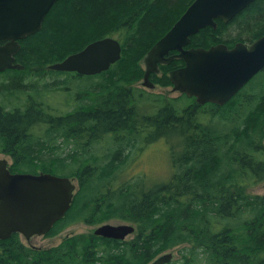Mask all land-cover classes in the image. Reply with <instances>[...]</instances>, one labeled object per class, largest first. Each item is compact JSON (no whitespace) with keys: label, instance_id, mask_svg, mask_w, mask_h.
I'll return each instance as SVG.
<instances>
[{"label":"trees","instance_id":"trees-1","mask_svg":"<svg viewBox=\"0 0 264 264\" xmlns=\"http://www.w3.org/2000/svg\"><path fill=\"white\" fill-rule=\"evenodd\" d=\"M193 1L58 0L41 29L18 41L15 62L23 69L0 73L5 77L0 95L13 89L44 93L46 87L37 85L46 82L47 75H65L64 86L83 79L88 88H78L77 105L64 114L41 105L11 111L0 103V154L12 159L9 171L78 181L72 205L58 222H132L136 232L128 242L104 240V247L92 237L82 241L81 235L46 250L0 241V264H89L92 258V264H148L181 244L188 248L179 264H264V196L245 192L264 182V68L246 89L251 96L241 93L235 108L230 110L228 104L219 110L218 114L226 113V124L232 122L224 127L227 130L212 127L204 113H180L171 109L169 100L153 101L130 88L142 74L134 61ZM248 11L264 16V0H255L244 14ZM172 14L177 17L171 26L142 50ZM216 24L215 29L199 31L207 34L208 46L214 44L212 34L224 25L220 20ZM119 34L125 35L121 58L101 75L47 69L92 41ZM153 106L160 108L151 111ZM167 136L177 139L169 141ZM144 137L178 147L169 156L168 177L157 183L134 182L131 177L118 181L131 162L129 153ZM58 139L62 146L56 144ZM107 139L103 153H90Z\"/></svg>","mask_w":264,"mask_h":264},{"label":"water","instance_id":"water-1","mask_svg":"<svg viewBox=\"0 0 264 264\" xmlns=\"http://www.w3.org/2000/svg\"><path fill=\"white\" fill-rule=\"evenodd\" d=\"M58 0H0V73L21 70L15 62L19 40L41 29L45 15ZM254 0H194L146 53L144 82L158 72L159 65L168 64L170 51H180L185 66L169 73L176 89L194 95L200 103L222 104L264 68V35L249 45L236 43L231 49L223 44L183 50L190 37L201 29H215L216 20L229 22ZM122 46L113 37L90 42L61 62L48 65V70L97 75L107 71L121 58ZM263 146H264V126ZM78 190L73 178L50 173H11L8 160L0 158V240L13 232L27 238L46 233L63 219ZM134 233L128 224H104L95 235L123 241ZM171 253L158 256L149 264H166Z\"/></svg>","mask_w":264,"mask_h":264},{"label":"rangeland","instance_id":"rangeland-1","mask_svg":"<svg viewBox=\"0 0 264 264\" xmlns=\"http://www.w3.org/2000/svg\"><path fill=\"white\" fill-rule=\"evenodd\" d=\"M253 3L250 4L251 6L250 5L247 6L244 10L238 13L230 22L223 23L224 25L221 28H219L217 32L212 34L211 36L212 38L210 39L214 42V44L215 43H225V44L230 45V43L235 44L237 42H240V43H245L246 45H249L253 41H255L258 37H260L259 35L262 32H264V16L262 15L259 16V14L256 13V11H251V12L248 11L244 14L245 10L252 8ZM176 15L177 14L175 15L172 14L169 21L168 22L166 21L164 25L157 32L152 34V37L149 40H147L145 44H143L142 50L147 51L149 47L153 44V42L157 38L162 36L167 26L169 27L171 22L174 21V19L177 17ZM249 33L252 34V36L248 40L247 37ZM206 36L207 34L205 32L198 33L191 38L190 44L193 47H197V46L208 47L206 43L207 42ZM124 37H125L124 34H119L115 38L119 42H121L124 40ZM144 46H147V47L144 48ZM126 49H129V47H127L125 44V50ZM146 53L143 56L142 55L138 56L136 61L133 60L135 64L140 67L142 74L140 75L139 78H136L131 85L133 87L143 89L144 92L147 94L152 93L155 95V94L164 93L166 96H172V97L177 96L176 93H172V92L169 93L170 88L168 86V79H167L168 70L170 69L169 66H165V65L159 66L160 71L158 74L162 76H160L159 78L158 77L156 78V84L158 85V87L154 89H148V88L142 87L141 81H143L142 77H143V69H144L143 59ZM119 76L120 75L118 74L117 77ZM62 77L63 78H60L57 80L62 81L64 78H66L65 75H62ZM4 78H5L4 75L3 76L0 75V81ZM77 81L78 82L70 81L66 83V86H64L65 88L61 85L48 87L47 86L48 82L46 81L47 82L46 83L45 81H43L41 82L40 85H37V86H40V89H42V86H45L46 89L44 90V93H38V94H35L32 91H29L27 93L20 92V91H26L25 89L20 90V91L19 89H13L12 93H6L3 95H0V103L1 104L5 103L6 105L9 102H12V107L17 106L19 108H25L27 107L26 105L28 104V102L30 100H33L37 103V105L39 104L42 106L43 104L45 106H48V108L49 107L52 108L55 113L57 112L56 111L57 107L60 109V111H58L60 114L62 112L66 113L70 110H73L78 103L76 99L78 88L79 87L88 88V85L86 86L85 80L81 79L80 81L79 80ZM63 88L65 90H63ZM224 113L225 112H222L216 116H211L209 114H206L208 115V117L205 116L204 121L208 122V118L210 117L211 118L210 125H212V127L214 126L217 129L227 130L228 128L225 129L224 127L231 126L232 122L231 124L225 123L226 119L224 115L226 113L225 114ZM42 132L43 131H38V133H42ZM167 139L169 141H176L175 139L177 138L176 136H173V137L167 136ZM107 142H108V139L102 142V144L100 145H94L93 148L90 150V153L95 154V155L103 153L105 148L108 147ZM56 144L62 146V140L58 139ZM138 146L139 147L141 146L140 149H138ZM177 150H178V147L174 145V147L171 149V147L168 144H165L162 139L156 140V138H154L152 142L151 140H149L148 137H144V139L135 146V149L132 150V153H129V160L131 162L122 171V174H121L122 177L117 178L118 181H123L122 179L123 177L124 178L131 177L132 179H134V182L135 181L143 182L144 180L150 183L161 182L163 179H166L169 175V165H170L169 156L171 155V152H174ZM67 151L68 149L63 150L62 156H65ZM0 158H6L8 160V163H11V158L8 155L0 154ZM74 182L79 187L78 181L76 179H74ZM245 192H249L251 195L255 194L257 196H264V182L254 184L251 187H247V190ZM101 222L102 223H112V224L122 223V221H102V220ZM92 223L93 222H88L86 223V225L85 224H74L68 229L64 230L58 236L55 235L53 237H50V236L49 237H36L29 244L23 241L24 246L29 248V246L32 245V246L40 247L41 250L55 248L62 243L61 240H63L67 234H69L70 236L81 235L82 241L87 240L89 235L93 236V234H90L91 230H93V228L97 226V225H93ZM123 223L133 225L132 222H123ZM134 235L135 234L128 236L126 238V241L128 242V240H131L134 237ZM185 247L188 248V245L186 244L178 245L174 248L163 251L162 253L158 254L156 258L162 254L171 253L172 259L170 262L172 264H179L180 262L182 263L183 262L182 254L185 253V251H183ZM93 260L94 259L92 258L89 261V264H92L94 262Z\"/></svg>","mask_w":264,"mask_h":264},{"label":"flooded vegetation","instance_id":"flooded-vegetation-1","mask_svg":"<svg viewBox=\"0 0 264 264\" xmlns=\"http://www.w3.org/2000/svg\"><path fill=\"white\" fill-rule=\"evenodd\" d=\"M255 1V0H254ZM253 1V2H254ZM252 2V3H253ZM233 19V18H232ZM217 20H220V19H217ZM222 23H224L222 20H220ZM231 21V20H230ZM229 21V22H230ZM228 23V22H227ZM199 33V32H198ZM197 33V34H198ZM196 35V34H195ZM194 36V35H193ZM192 37V36H191ZM190 37V38H191ZM237 43H240V42H237ZM217 44H223V45H225L228 49H231V48H233L234 46H235V44H231L230 43V45H228V44H225V43H217ZM217 44H213V45H217ZM243 44H245V43H243ZM213 45H211V46H213ZM246 45V44H245ZM210 46H208V47H201V48H204V49H207V48H209ZM191 48H200V46H197V47H193L190 43L189 44H187V45H185L184 47H183V50H188V49H191ZM179 54H180V51H178V50H173V51H170L169 53H168V55H165L166 57H171L172 58V60L168 63V64H165V66H169L170 67V69L168 70V74H167V79H168V86H169V88H170V91H169V93H176L177 94V96H174V97H172V96H166L164 93H160V94H152V93H149V94H147V93H145L144 92V90L143 89H140V88H137V87H133L132 85V88H134V89H136L137 91H139V92H144L145 93V95H147V97L148 98H151L153 101H156V100H158L159 98H162V99H165V100H169L170 101V103H172V106H171V109L172 110H179V112L181 113V112H188V113H191V115L192 114H199V113H201V114H218V112H219V110H221L224 106H226V105H230L229 106V109L230 110H232L233 108H235L236 107V105L238 104V99H237V96L238 95H240L241 93H244V97H247V96H251L252 94L249 92V90H247L246 91V89L247 88H249L248 87V85L250 84V82H251V80L259 73H257L252 79H250L240 90H238L234 95H232L226 102H224V103H222V104H219V103H214V102H204V103H200L198 100H197V97L196 96H194V95H189V94H187L186 92H181V91H179L178 89H176V87H175V84L173 83V81L170 79V77H169V73L170 72H172V71H177V70H179V69H182L184 66H185V62H184V60L182 59V58H180L179 57ZM160 66V65H159ZM158 66V72H156V73H152V74H150L149 76H148V82H144V80L143 81H141V85H142V87H145V88H148V89H154V88H156V87H158V85L156 84V78L158 77H160V76H162V75H160V74H158L159 73V71H160V67ZM144 67V66H143ZM47 69H48V65H47ZM144 69H145V67H144ZM144 69H143V75H144ZM22 70V69H21ZM108 71V70H107ZM5 72V71H4ZM54 72H56V71H54ZM106 72V71H105ZM61 73H64V72H61ZM73 73V72H72ZM103 73V72H102ZM75 75H79V76H88V75H80V74H77V73H74ZM98 75H101V73L100 74H97V75H91V76H98ZM73 76V75H72ZM56 76L55 75H47V76H45V79H46V81L48 82V84H47V86L49 87V86H59V85H61V86H63L64 87V84L62 83V81H59V80H57V79H60L59 78V76L57 77V78H55ZM143 78V77H142ZM25 84V83H24ZM131 86H130V88H131ZM65 88V87H64ZM63 88V90H65ZM7 106H6V108L7 109H11V111H12V108H16V109H19V110H24L25 108H19V107H17V106H13L12 107V102H9L8 104H6ZM29 105H36V106H38L39 107V109H40V105L38 104L37 105V103L35 102V101H33V100H30L29 102H28V104L26 105L27 107L29 106ZM42 107H48V106H45V105H43L42 104ZM159 108L160 107H158V106H153L152 108L150 107V109H151V111H158L159 110ZM50 110H53L52 108H50L49 107V111ZM56 115H58V114H60L58 111H60V109L57 107L56 108ZM61 114H64V112H62ZM141 130V133H143V134H145V130H142V129H140ZM263 139V138H262ZM262 144H263V142H262ZM86 223H88V222H55L53 225H52V227L46 232V233H44V234H42V235H32V236H30V237H26L25 235H23L22 233H20V232H13V233H11L10 234V236L9 237H7V238H5V239H2V240H0V241H5V240H13V241H15V242H18V243H20V244H22L23 246H24V242L23 241H25L26 243H30L34 238H36V237H53V236H55V235H60V233H62L64 230H66V229H68L69 227H71L72 225H74V224H85L86 225ZM100 223V224H99ZM102 222H93L92 224L93 225H97L95 228H93V230H91V233L90 234H93V236H91V235H89V237H88V239L90 238V237H92L91 238V240L94 242V243H96V242H98L99 243V245L100 246H102L103 245V247H104V245L105 244H107V242L106 241H104V240H112V241H116V242H127L126 241V239L125 240H123V241H119V240H113V239H109V238H104V237H102V236H99V235H95L94 234V231L98 228V227H100L101 225H104V224H107V223H102ZM64 224V225H63ZM99 224V225H98ZM110 224H112V223H110ZM120 224H125V223H118V224H116V225H120ZM88 225V224H87ZM61 228V229H60ZM58 229H60V230H58ZM133 235V234H132ZM75 236H78V235H75ZM74 235H72V236H70L69 234H67L65 237H64V239L63 240H61V242H63L64 240H67V239H69V238H72V237H75ZM129 241V240H128ZM22 242V243H21ZM104 242H106L105 244H104ZM110 244V243H109ZM95 246V245H94ZM29 248L30 249H38V250H41V248L40 247H36V246H32V245H30L29 246ZM44 250H46V249H44ZM95 250V249H94ZM100 253H102V251H95V254H100ZM98 260V259H97ZM97 260L95 261V263H97ZM169 263V262H168ZM167 263V264H168ZM109 264V263H108Z\"/></svg>","mask_w":264,"mask_h":264},{"label":"bare ground","instance_id":"bare-ground-1","mask_svg":"<svg viewBox=\"0 0 264 264\" xmlns=\"http://www.w3.org/2000/svg\"><path fill=\"white\" fill-rule=\"evenodd\" d=\"M33 60V59H32ZM36 61V60H35ZM38 64V63H37ZM33 66V65H32ZM39 67V66H38ZM28 68V67H27ZM37 69V68H36ZM33 73V72H32ZM239 199V198H238Z\"/></svg>","mask_w":264,"mask_h":264}]
</instances>
